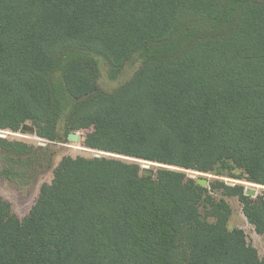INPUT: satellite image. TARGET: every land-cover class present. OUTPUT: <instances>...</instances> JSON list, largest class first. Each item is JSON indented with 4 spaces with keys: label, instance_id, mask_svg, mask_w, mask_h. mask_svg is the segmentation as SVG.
I'll return each mask as SVG.
<instances>
[{
    "label": "trees",
    "instance_id": "1",
    "mask_svg": "<svg viewBox=\"0 0 264 264\" xmlns=\"http://www.w3.org/2000/svg\"><path fill=\"white\" fill-rule=\"evenodd\" d=\"M138 53L124 84L98 86L97 57L114 77ZM0 130L84 131L132 158L62 156L22 219L0 196V264H264L210 193L264 234V189L184 171L264 186V0H0ZM0 153L16 183L54 154L6 137Z\"/></svg>",
    "mask_w": 264,
    "mask_h": 264
},
{
    "label": "rangeland",
    "instance_id": "2",
    "mask_svg": "<svg viewBox=\"0 0 264 264\" xmlns=\"http://www.w3.org/2000/svg\"><path fill=\"white\" fill-rule=\"evenodd\" d=\"M97 59H98V67H99L97 83L98 86L105 92H110L120 87L122 84H124L142 64L141 54L140 53L135 54L134 56L131 57V59H129L124 64V66L119 71V73H117L114 77H110L108 73L109 68L107 63L101 57H97ZM0 132L5 133L6 138L8 139L21 140L28 144H32L34 146H38V145L49 146L54 153L52 157L51 167L39 172L33 179H30L28 183H20V182L16 183L0 175V196H2L5 200H7L10 203L12 211L20 219H22L24 216L27 215L29 209L36 200L41 184L44 182H50L52 178V170L62 156L82 155L89 157L96 154H109L124 159L132 160V158L126 156L115 155L112 153H104L99 150L83 147L82 139H83L84 131H76L77 133H79V141L77 142L69 141L68 139L64 140V138H61L63 139V141L61 142L50 141L37 137L33 133L23 134L20 132H10L7 130H0ZM60 133H62L61 136L64 137L63 131L61 132L60 130ZM1 160H2V154L0 153V161ZM139 162L141 164V167L142 165H147L148 169L153 171L154 174L157 168L159 167L158 164L154 162L144 161V160H139ZM1 164L2 162H0V167ZM170 168L175 169L176 167H170ZM184 171L188 175H192L196 178L206 179L208 182H210L213 179H220L228 184H235V183L243 184L245 189L251 188L255 190V195L251 196L252 198H255L257 195L261 194V191L264 189V186L262 185L250 183L246 181H240L229 177L215 176L208 173H200L190 170H184ZM206 186H208V183ZM210 193L217 200L222 198L227 201V203L231 208V214L227 222V227L229 229L241 228L246 235L247 242L256 248L258 255L264 261V234H257L254 230L253 225L247 221V219L242 213V205L238 197L224 195L221 189H214ZM208 220H212V218L209 217Z\"/></svg>",
    "mask_w": 264,
    "mask_h": 264
},
{
    "label": "water",
    "instance_id": "3",
    "mask_svg": "<svg viewBox=\"0 0 264 264\" xmlns=\"http://www.w3.org/2000/svg\"><path fill=\"white\" fill-rule=\"evenodd\" d=\"M0 137L5 138L6 137L5 133L0 132ZM67 139L69 141L77 142V141H79V133L71 132V133H69L67 135ZM95 156H99V154H96ZM154 163H156V162H154ZM157 164H158V166H163L162 164H159V163H157ZM142 167H143L142 172L144 174H147V175H150V176L153 175V171L149 170L147 165H142ZM196 182L198 184L202 185V186H206L207 183H208V181L206 179H203V178H197ZM245 194L248 195V196H254L255 195V190L251 189V188H247V189H245Z\"/></svg>",
    "mask_w": 264,
    "mask_h": 264
}]
</instances>
